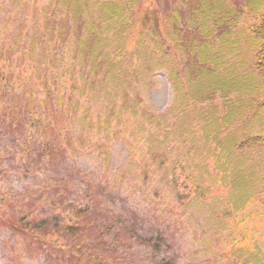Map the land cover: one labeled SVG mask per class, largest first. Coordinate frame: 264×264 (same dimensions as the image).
I'll use <instances>...</instances> for the list:
<instances>
[{"label":"trees","instance_id":"16d2710c","mask_svg":"<svg viewBox=\"0 0 264 264\" xmlns=\"http://www.w3.org/2000/svg\"><path fill=\"white\" fill-rule=\"evenodd\" d=\"M250 1L238 7L228 0H0V128L9 133L21 129V148L35 151L47 170L66 160L68 144L82 151L96 147L108 164L112 145L120 140L132 164L144 162V168L154 172L166 165L164 182L174 189L179 186L178 178L171 177V167L177 168L173 154L183 137L191 143L187 153L201 161L211 154L218 157L219 173L234 185L238 202L256 195L264 202V181L260 190L250 185L253 173L242 168L231 129L236 116H245L255 101L263 109L256 118L264 123V98L259 97L264 88L234 63L241 50L239 20L246 10L257 13L259 21L248 36L254 58L243 64L253 62L264 79V0H252V8ZM233 53L235 58L229 60ZM162 69L173 100L159 111L145 104L138 81L147 84L148 75ZM219 97L221 104L215 101ZM13 120L15 127L10 125ZM242 146L261 149L264 134ZM145 175L148 179L150 172ZM66 182L62 174L50 185ZM86 187L95 190L100 185ZM85 197L89 201L49 198L55 204L54 217L22 222L30 216L27 212L18 222L2 213L0 218L23 237L38 241L48 254L63 251L69 264H99L103 257L97 246L87 253L91 229L99 228L101 236L113 235L122 244L121 233L137 235L135 223L128 229L120 214L110 222L105 209L91 212L93 198ZM64 234L70 239L59 242Z\"/></svg>","mask_w":264,"mask_h":264},{"label":"rangeland","instance_id":"374dc122","mask_svg":"<svg viewBox=\"0 0 264 264\" xmlns=\"http://www.w3.org/2000/svg\"><path fill=\"white\" fill-rule=\"evenodd\" d=\"M228 1L238 7L246 3V0ZM256 2L254 4H258ZM254 4L251 0L249 8ZM159 6L162 7V4ZM258 21V14L248 10L240 18L237 29L242 49L236 61L241 62V67H238L241 74L250 72L264 88V79L254 70L253 62L249 67L248 63L242 64L245 60L253 61L254 53L249 46L248 35L250 26ZM148 79L147 84H143L141 79L138 81V91H142L145 104L159 111L166 110L173 100L166 71L155 70L148 75ZM215 101L220 103L221 100L218 98ZM207 105L211 104L207 102ZM257 111L263 109L255 101L245 111V116L238 114L231 129L238 138L236 151L242 163L240 165L246 174L253 173L250 185H258L260 190L264 181V147L259 150L242 146L248 136L264 134V123L261 124L256 118ZM10 125L17 126L16 120ZM13 131L9 133L0 128V213L4 218L13 222L22 221L20 218L27 216V212L30 216L22 222L54 217L55 204L48 202L49 198H78L86 202L89 198L85 195L91 194V212L98 208L105 209L110 222H116L115 218L118 219L120 214L126 219L128 229L135 223L134 232L137 233L132 237L128 233H121L123 243L120 244L113 235L101 236L99 228H92V234L86 241L90 246L87 253L97 246V251L103 257L99 264H163L165 258L171 264H256L260 259L264 260L263 200L260 201L257 196L258 200L252 204L247 201L244 206L241 205L233 194V185L224 183L218 176L217 156L211 154L201 161V157L193 152H186L191 143L184 142L183 137L176 142L173 154L172 163H177V168L171 167V177L178 178L179 187L176 186V189L179 190L176 192L174 185L164 182L166 165L154 172L144 168V162L138 166L132 164L130 154L120 140L113 143L108 164L98 154L96 147L82 151L68 144L66 160L58 162V167L47 170L39 162L35 151L21 148V129ZM52 136L60 141L58 133ZM21 153L27 155L23 157ZM61 166L65 171L60 169ZM149 172L147 179L145 173ZM62 174L67 180L63 186L50 185ZM115 178L121 180L115 183ZM69 183L72 187L67 185ZM88 183L99 184L100 187L86 190ZM156 188L170 204L169 214L163 212L161 201L152 200ZM182 194L187 195V199L180 198ZM97 217L105 220L99 215ZM57 236L54 235V238ZM138 236L154 240L153 244L144 243ZM69 239L70 235L64 234L58 241L64 243ZM157 241L159 248L154 244ZM75 243L77 245L76 240ZM59 254H48L38 241L23 237L0 220V264L71 263L65 259L63 251Z\"/></svg>","mask_w":264,"mask_h":264}]
</instances>
